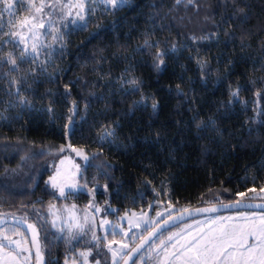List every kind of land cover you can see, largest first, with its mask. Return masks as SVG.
I'll list each match as a JSON object with an SVG mask.
<instances>
[{"label": "trees", "instance_id": "trees-1", "mask_svg": "<svg viewBox=\"0 0 264 264\" xmlns=\"http://www.w3.org/2000/svg\"><path fill=\"white\" fill-rule=\"evenodd\" d=\"M198 2L197 9L175 0H130L105 10L99 0L89 1L95 11L87 27L69 31L63 47L55 46L48 71L29 90L31 109L9 107L10 77L0 78V214L26 217L22 222L36 226L46 264H64L74 240L53 229L50 206L68 202L46 184L51 161L68 143L88 155L89 192L72 202L79 207L93 197L118 213L149 207L176 213L260 200L254 194L264 188V98L256 93L264 91V0ZM22 4L27 7V0ZM244 14L249 19L241 25ZM25 15L21 11L14 19ZM8 19L5 13V26ZM146 40L169 50L159 72L153 60L158 49L147 47ZM122 75L138 79L139 90L122 88ZM237 88L239 96L229 104L230 91ZM142 95L146 101L133 108ZM50 100L54 118L46 111ZM200 121L215 126L198 129ZM106 130L115 135L102 139ZM48 233L65 238L49 250Z\"/></svg>", "mask_w": 264, "mask_h": 264}, {"label": "snow or ice", "instance_id": "snow-or-ice-1", "mask_svg": "<svg viewBox=\"0 0 264 264\" xmlns=\"http://www.w3.org/2000/svg\"><path fill=\"white\" fill-rule=\"evenodd\" d=\"M100 3L105 5V10L107 6H111L113 9H117L122 5H126L130 0H99ZM91 3H96V0H91ZM27 7H24L22 0H0V78L10 77L9 79V90L7 95L11 98L8 101L9 107H20L29 108L33 107V100L29 95V90L36 83V78L38 76L44 75L48 71L52 57L56 55L55 46L60 44L63 47V41L65 36L69 31L74 30H84L87 27L89 17L95 11L94 8L90 6L89 0H40L37 5L35 0H27ZM183 4L186 8L188 5H192L197 9L200 7L198 0H175V5ZM21 11L26 15L22 19H14L19 17ZM239 13H244L243 8H238ZM8 16V23L5 26L3 22L4 14ZM249 17L244 14L238 18V22L243 25L247 23ZM192 39H197L193 36ZM200 39H207V37H200ZM145 45L149 48L156 47L158 50L153 57L154 67L159 72L161 71V66L165 64V56L168 54V49H159V45H151L148 41H145ZM176 50V45L172 46L171 51ZM203 67V62H200ZM28 65L27 69L23 66ZM7 67V72L3 69ZM23 71L24 75L19 76L17 73ZM127 72L124 75H130ZM206 75V73H205ZM125 84L132 85L133 93L138 91L140 88V81L133 77L130 80H125L122 78L120 80L121 87H125ZM66 87V92L69 90ZM14 89V90H13ZM177 91L180 92V85H177ZM240 89L230 91L229 104L236 101L239 96ZM258 97L264 98V91H258L256 93ZM146 97L141 96L140 101L133 103L132 107L136 108L140 103L146 101ZM87 107V105H86ZM158 107V103L153 100L152 109L155 111ZM45 109H41L44 111ZM46 111L50 114L51 118L55 116V108L53 102L50 100L46 108ZM73 114L78 111V106L73 102V108L70 110ZM2 116V114H0ZM69 123H74L71 117H69ZM211 125L213 128L215 126L214 121H209L205 124L203 121L197 123L196 127L198 129L204 127L207 128ZM218 131V130H217ZM71 132V129H68ZM66 132V135H68ZM115 133L112 130H106L101 136L102 139L107 136H114ZM71 147V145H69ZM65 149L60 148L63 152ZM73 151L77 152V155L83 156L87 161L88 156L83 153V150L73 148ZM42 154V153H41ZM65 157L61 160V164L68 160ZM71 162V161H69ZM59 174V170H58ZM55 180V177L53 178ZM58 185L53 183V187ZM69 187H75V185H70ZM249 191H256L255 188ZM260 191L264 192V188ZM59 192L62 197L71 195V192L66 193L64 186H59ZM240 196H245V193H239ZM241 202L237 201L235 205H224V207L240 206ZM251 207V205H247ZM50 214L55 217L52 220V227L57 228V221L60 219L56 216L54 212ZM91 207V206H90ZM259 207V206H257ZM72 209H75V205H72ZM65 211H69L65 209ZM97 212L100 211L99 208L96 209ZM184 211H188L184 209ZM201 212H215L217 209L215 207L207 209H198ZM6 215V214H0ZM40 216V212L36 213ZM135 217V213L132 214ZM161 215V213H157ZM141 216H146V213H141ZM255 213L252 216H247L241 214L238 218L241 222H233L231 217H216L214 220L210 221L209 231L203 233L199 237H193L192 240H186L185 243L181 244L179 239H175L179 236V233L170 235L168 241H173L175 243L167 244L161 237L159 247L163 249L164 255L160 256L157 254L156 259L159 264H264V215L254 218ZM44 219V217H41ZM182 218V217H181ZM22 221H26V217L16 220V224H20ZM85 221H87V215L85 216ZM109 222L104 220L102 222V227L107 225ZM130 225L132 221L129 222ZM144 225L148 226L149 221L144 220ZM211 225H217L212 227ZM28 229L32 231L33 239L30 247H26L27 241L23 243L20 240H13L9 235L11 232L13 235H21L19 230L15 227L11 229L0 230V264H21V261H29L31 256H22L21 253L31 249H35V260L36 264H46L45 254L43 248L41 247L40 240L38 238V233L36 226L28 223ZM135 227L140 228V223H136ZM67 229V239H77L74 229L79 232L81 236L85 234V225L80 223L79 218L75 215L73 211L69 212L68 221L62 222L59 225V231L63 233ZM42 231L47 232L46 228L41 227ZM145 231L148 230L146 227ZM123 237L118 241L116 236L118 233L113 232L112 238L109 240L105 237L107 252L111 254V264H119L123 261L124 264H128L129 260H132V254L140 253L144 248L145 244L155 235L154 232H149L148 236H141L140 243L135 245V247L130 248V243H135V235L132 236L131 241L126 239L129 236V232L124 231ZM191 235V234H190ZM51 236V240L48 239ZM65 237H57L53 233H48L45 236V245L49 250L54 246V242H58L60 239ZM93 240L95 243V248L100 249L101 239L96 236L93 232ZM3 241H7L5 244ZM16 245L15 248L12 245ZM116 245V247H113ZM179 245V247H177ZM155 244L151 245L149 248V254L152 249L156 248ZM172 249L170 251L169 249ZM130 249L129 251H125ZM50 255V251H49ZM93 255V250L88 249L86 251H81L80 256L83 258V264H89V257ZM103 255L102 251H97L96 256L93 258V264H106V261H102L100 257ZM143 259V256L139 257ZM47 264H51L48 261ZM67 264V261H66ZM132 264H135V260H132Z\"/></svg>", "mask_w": 264, "mask_h": 264}, {"label": "rangeland", "instance_id": "rangeland-1", "mask_svg": "<svg viewBox=\"0 0 264 264\" xmlns=\"http://www.w3.org/2000/svg\"><path fill=\"white\" fill-rule=\"evenodd\" d=\"M91 1V0H89ZM71 144L65 145L63 148L65 149L62 153V156L57 158L56 160L51 161L52 168L51 173L48 176L46 180V184L49 186L52 191L55 192V195L57 199L68 202L69 208L72 209V202L73 199L77 197V195L80 192H89L87 189V183L84 180V170L88 164V160L86 161L83 156L77 155V152L73 151V148L83 150L82 148L72 146L69 147ZM83 153L87 155L84 150ZM88 156V155H87ZM65 157H68V160H65L63 164H61V160ZM71 161V162H69ZM59 170V174H58ZM55 177V180L53 178ZM53 183L57 184V187H53ZM70 185H75V187H69ZM59 186L65 187V192H71V195H67L66 197H62L59 192ZM254 197L260 199L256 201H264V192L260 191L259 193H255ZM94 198L92 197V203H88L84 207H79L75 205V209H73V212L75 215L79 218L80 223L85 225V234L81 236L79 232L77 231V239H74L70 246V253L66 255V259L64 264H83V258L80 256L81 251H86L88 249L93 250V255L90 256L89 264H93V258L96 256L97 251H102L103 255L100 257L102 261H106V264H111V254L107 252L106 247H104V244L106 243L105 237H107L109 240L112 238V233H118L116 236V239L119 241L123 237V232H121V228L124 229V231L129 232V236L126 238L129 241H131V238L133 235H135V243H130V248L133 247L140 239L141 236L145 235L153 226H155L158 222H160L162 219L166 218L169 215L174 214V210L171 208L166 209H159L153 211V208L149 207L146 210H132V211H125L122 213H118L115 207L109 205L108 203L105 204H98L94 202ZM91 206V207H90ZM99 208L100 211L97 212L96 209ZM52 209V208H51ZM133 213H135V217H133ZM141 213H146V216H141ZM157 213H161V215H157ZM255 213L256 216L254 218H258L261 215H264V212H255V211H238V212H230L225 214H219V215H212V216H203L200 218H197L195 220L188 221L176 228H173L169 230L168 232L162 234L160 237H158L151 245L155 244L157 247L152 249L151 253L149 254V248L150 246L145 250V252L142 254L144 257L143 259L138 260L136 264H159L158 260L156 259L157 254L159 253L160 256L164 255L163 249L159 247L160 239L161 237L164 239V241L167 244L175 243V239H179L180 243L183 244L186 242V240H192L193 237H199L203 233H206L209 231L210 221L214 220L216 217H224L228 218L231 217L233 222H241L238 220V218L241 216V214L252 216V214ZM6 215H1L0 219H14L13 215L4 213ZM87 215V221H85V216ZM52 218V217H51ZM104 220H107L109 223L107 225H104L103 227L102 222ZM148 220L149 225H144L143 221ZM130 221H132V224L130 225ZM136 223H140L141 227L137 228L135 227ZM6 228H1L2 230L5 229H11V225H7ZM212 227H216L217 225H211ZM148 228L147 231H145V228ZM0 229V230H1ZM203 230V233L200 230ZM93 232H95L96 236L100 237L102 243L100 246V249L95 248V241L93 240ZM21 233V232H20ZM176 233H179V236H176L173 241H168V237L170 235H174ZM191 234V235H190ZM9 235L11 236V239L13 240H20L22 243L24 241H27L26 237L19 235V238H15L17 235H13L11 232H9ZM2 240V238H0ZM5 244H7V241H3ZM28 242V241H27ZM13 248L16 247V245H12ZM26 247H29V244L27 243ZM113 247H116L114 245ZM179 247V245H177ZM130 249H126L125 251H129ZM172 251V249H169ZM22 256H31V259L29 261H21V264H31L33 261L35 263V258L32 259V250L31 252L25 251L21 253ZM122 261L119 262V264Z\"/></svg>", "mask_w": 264, "mask_h": 264}, {"label": "water", "instance_id": "water-1", "mask_svg": "<svg viewBox=\"0 0 264 264\" xmlns=\"http://www.w3.org/2000/svg\"><path fill=\"white\" fill-rule=\"evenodd\" d=\"M237 201L229 202V203H219L214 205H208V206H201V207H195V208H188V211H178L172 215L167 216L166 218L162 219L160 222H158L155 226H153L144 236H148L149 232H154L155 235L148 241V244H145L144 248L141 250L140 253L132 254V260H135L145 251L158 237H160L162 234H164L166 231L171 230L173 228H176L188 221L195 220L197 218L203 217V216H212V215H219V214H225L230 212H238V211H255V212H264V201H240V206H233V207H224V205H235ZM247 205H251V207H248ZM259 206V207H257ZM215 207L217 211L215 212H201L197 211L198 209H207ZM182 217V218H181ZM27 222H21L20 224H16V219H0V229L4 228L7 225L15 226L22 230L24 234L26 235V238L28 240L29 245L31 246V242L33 239V234L30 229L27 227ZM37 230V229H36ZM38 233V231H37ZM39 238V233H38ZM40 240V238H39ZM140 240L135 244H139ZM41 244V241H40ZM135 245L133 247H135ZM42 247V245H41ZM34 257H35V249H31ZM132 260H129L128 264H132ZM46 262V260H45ZM36 264V260L35 263ZM120 264H124L122 261Z\"/></svg>", "mask_w": 264, "mask_h": 264}, {"label": "flooded vegetation", "instance_id": "flooded-vegetation-1", "mask_svg": "<svg viewBox=\"0 0 264 264\" xmlns=\"http://www.w3.org/2000/svg\"><path fill=\"white\" fill-rule=\"evenodd\" d=\"M55 207H52L51 209V212H54L56 214V216H59L60 219L57 221V224H58V227L57 228H53L57 233L59 234H64L67 232V229L65 228V231L63 233H61L59 231V225L60 223L62 222H66L68 221V218H69V212L70 211H73V209H71V207L69 208V206H63V207H59L58 205H54ZM65 209H68L69 211H65ZM49 213H50V210H49ZM77 215V214H76ZM52 217V218H51ZM80 218V216H79ZM55 219V217L53 215L50 214V222H51V225H52V220ZM75 230V229H74ZM73 230V231H74Z\"/></svg>", "mask_w": 264, "mask_h": 264}]
</instances>
